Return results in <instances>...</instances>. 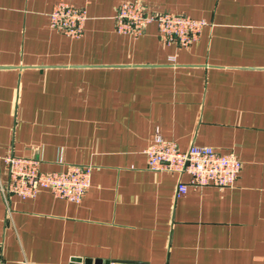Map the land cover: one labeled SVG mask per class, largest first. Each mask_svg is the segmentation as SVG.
<instances>
[{
	"label": "crops",
	"instance_id": "0c3cea01",
	"mask_svg": "<svg viewBox=\"0 0 264 264\" xmlns=\"http://www.w3.org/2000/svg\"><path fill=\"white\" fill-rule=\"evenodd\" d=\"M57 1L0 0L3 264H264V0H62L86 11L77 38L49 26ZM132 1L206 25L188 47L154 24L120 34ZM156 133L233 153V185L175 197L189 177L147 168ZM6 155L88 166L89 188L79 203L6 195Z\"/></svg>",
	"mask_w": 264,
	"mask_h": 264
},
{
	"label": "built area",
	"instance_id": "2783aa9c",
	"mask_svg": "<svg viewBox=\"0 0 264 264\" xmlns=\"http://www.w3.org/2000/svg\"><path fill=\"white\" fill-rule=\"evenodd\" d=\"M49 26L72 38L83 34L86 11L62 0L57 1L49 15ZM116 32L139 36L150 24L156 26L160 40L166 45L188 47L196 41L206 25L203 19L184 14L147 13L140 1L122 3L114 17ZM146 166L152 171L187 175V183L178 182L175 197L183 196L188 188H227L233 185L241 163L233 153L219 154L205 146L191 145L185 151L155 134L144 150ZM3 162L7 171L6 195L21 199L34 198L40 189L48 190L55 198L79 203L89 188L90 167L68 166L63 171L42 172L36 157L23 158L6 155ZM0 264H3L0 247Z\"/></svg>",
	"mask_w": 264,
	"mask_h": 264
},
{
	"label": "water",
	"instance_id": "95a60500",
	"mask_svg": "<svg viewBox=\"0 0 264 264\" xmlns=\"http://www.w3.org/2000/svg\"><path fill=\"white\" fill-rule=\"evenodd\" d=\"M74 262H81L79 259H75ZM82 264H102L101 261L84 260Z\"/></svg>",
	"mask_w": 264,
	"mask_h": 264
}]
</instances>
